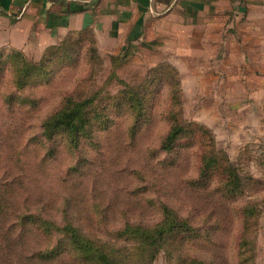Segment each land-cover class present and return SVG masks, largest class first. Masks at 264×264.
<instances>
[{"label": "rangeland", "instance_id": "rangeland-1", "mask_svg": "<svg viewBox=\"0 0 264 264\" xmlns=\"http://www.w3.org/2000/svg\"><path fill=\"white\" fill-rule=\"evenodd\" d=\"M194 1L138 31L0 51V264H264V0ZM87 99L77 149L63 130L43 138L42 123ZM210 148L230 171L197 181ZM230 183L239 191L216 190ZM162 204L173 237L148 247L123 233L154 229ZM14 213L52 226L15 227Z\"/></svg>", "mask_w": 264, "mask_h": 264}, {"label": "crops", "instance_id": "crops-1", "mask_svg": "<svg viewBox=\"0 0 264 264\" xmlns=\"http://www.w3.org/2000/svg\"><path fill=\"white\" fill-rule=\"evenodd\" d=\"M240 1L251 2V0ZM198 2L194 0H0V51L33 46L45 49L57 45L68 35L83 29L103 31L112 35L122 33L124 26H131L138 31L139 26L147 25L155 17L176 10L178 4L180 8L183 4H187L188 8L193 10V5L199 6ZM224 9L223 7L222 10ZM125 35H132L133 38L136 34L133 30H128Z\"/></svg>", "mask_w": 264, "mask_h": 264}, {"label": "trees", "instance_id": "trees-1", "mask_svg": "<svg viewBox=\"0 0 264 264\" xmlns=\"http://www.w3.org/2000/svg\"><path fill=\"white\" fill-rule=\"evenodd\" d=\"M86 29H83L79 32L73 33L71 35H68L63 41L60 42V44H62L63 42L67 41L72 35H76V34H80L85 32ZM59 45V44H58ZM53 47V46H51ZM48 47L47 49L51 48ZM55 47V46H54ZM29 75L28 73H25V76ZM71 94L67 95L64 97L67 98L66 103H69V96ZM90 99H87L85 101H83L82 103H79L73 107H68V108H64L61 111H59L57 114H55L50 120H47L44 122V124L42 123L41 126H43V131L45 134H47V137H43L44 139H46L47 141H49L50 139H52L51 134L53 133V131L55 130H63L66 131L68 133H70V141L72 143H75V147L74 148H78L79 144L77 143V132L78 130L82 129L81 124H84V120L82 118V114H83V109L86 107L87 102H89ZM23 102L27 103L28 98H24ZM191 130L188 131L190 133H195V134H201L204 135V137H206L205 139L207 140V145L210 147L212 145L211 142V138L207 132L206 129H204L202 126H198V125H193L192 128H190ZM174 132L171 133L167 139L170 141L172 139V137L174 136ZM208 135V137H207ZM213 146V145H212ZM212 151V152H211ZM216 152L213 151V148H210V154L207 157L205 155V151H203L202 153H200L199 157H198V168H197V181L200 182H204L205 180H207V178L211 177L212 175L210 174L211 171L215 172L218 169H221V171H223L224 173L229 172L230 168L225 167V163L223 166L219 167V163L216 164V162H214L211 159V155ZM215 157H217L215 155ZM228 159V158H227ZM81 164V163H79ZM79 164L77 166H79ZM77 168V167H75ZM234 177V180H238V177L235 176L234 173H231ZM238 182V181H237ZM199 184V183H198ZM196 185V183L194 184ZM217 191L222 190V194L223 195H232L233 192L235 191H239L240 188V184H232L230 183V187L228 188H224L220 187V184H217ZM64 193H61V195ZM60 195V196H61ZM62 202H64V206L66 207L65 211L67 212L69 210V208L71 207V202H70V198H67V196L63 195L62 196ZM235 208V207H233ZM41 207L38 208V210H40ZM91 210L96 211L100 221L103 220L105 214V209L102 206L97 205L96 203H92L91 205ZM240 212V216L243 218L242 221V226L246 229V232L249 228H251V225L249 223V218H248V214H246L245 211V207H241L239 209ZM31 217H34L31 219ZM36 217V218H35ZM41 215L39 214H25V213H21V214H16L14 213V218H15V227H20L23 228L26 226V224H28L29 222H33L34 224H38V228H42V225L45 224L47 226H52L50 221L47 220H43ZM38 218V219H37ZM176 214L174 213L173 209L170 208L169 206H167L166 204H162V220L161 222L154 228V229H149V231L143 230L141 229V225H138L137 228H128L132 225L128 224V223H124L125 229L123 233H130V234H135V232H137V234L140 236L136 239L137 243H139V245H145L148 247H152L154 245L157 244V242H159V240L163 237H166L168 235H171L173 232V229H177V227L181 226L179 225L180 221H178ZM69 226L66 227L64 230L66 233H69L71 235V241L73 242V244H75L76 246H78L80 249H83L82 246L80 245V239H79V234H77L76 232V228L73 227L70 223H68ZM141 227V228H139ZM188 227L187 225L184 226V228ZM122 229V228H121ZM177 233V232H176ZM171 237H173V235H171ZM41 255V253H36ZM150 258H153V255H150ZM191 260H195V259H191ZM194 262V261H193Z\"/></svg>", "mask_w": 264, "mask_h": 264}]
</instances>
